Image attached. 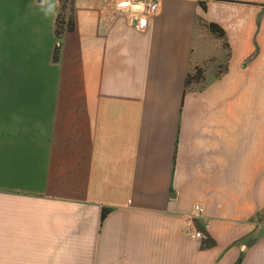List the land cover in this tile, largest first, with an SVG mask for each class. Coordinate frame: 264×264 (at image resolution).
I'll list each match as a JSON object with an SVG mask.
<instances>
[{
  "label": "crops",
  "instance_id": "1",
  "mask_svg": "<svg viewBox=\"0 0 264 264\" xmlns=\"http://www.w3.org/2000/svg\"><path fill=\"white\" fill-rule=\"evenodd\" d=\"M118 1L0 0V264H264V0Z\"/></svg>",
  "mask_w": 264,
  "mask_h": 264
},
{
  "label": "built area",
  "instance_id": "2",
  "mask_svg": "<svg viewBox=\"0 0 264 264\" xmlns=\"http://www.w3.org/2000/svg\"><path fill=\"white\" fill-rule=\"evenodd\" d=\"M125 2V4L123 3ZM117 6L122 9H129L133 12L132 23L138 29L145 28L147 24V19L149 14L156 12L158 7L157 0H149V1H135V0H119L117 2ZM194 214L203 212V206L199 203H195L193 205ZM184 231L192 236L197 238L205 237V233L203 229L197 228L190 224H186L184 226Z\"/></svg>",
  "mask_w": 264,
  "mask_h": 264
},
{
  "label": "trees",
  "instance_id": "3",
  "mask_svg": "<svg viewBox=\"0 0 264 264\" xmlns=\"http://www.w3.org/2000/svg\"><path fill=\"white\" fill-rule=\"evenodd\" d=\"M60 9L58 11V15L56 17V28L55 33L58 38L61 37L64 31L70 30L73 27V19H72V4L73 0H59ZM202 6H204L202 2ZM209 29L212 32H215L219 35L222 34V29L217 26L215 23L208 24ZM59 48V43L55 47V55ZM201 78V69L199 67H195L193 72L187 74L186 82L187 84L199 80ZM104 213V212H103Z\"/></svg>",
  "mask_w": 264,
  "mask_h": 264
},
{
  "label": "clouds",
  "instance_id": "4",
  "mask_svg": "<svg viewBox=\"0 0 264 264\" xmlns=\"http://www.w3.org/2000/svg\"><path fill=\"white\" fill-rule=\"evenodd\" d=\"M42 6L44 7V14L47 15H58V13L55 11V4L52 2V0H41Z\"/></svg>",
  "mask_w": 264,
  "mask_h": 264
},
{
  "label": "bare ground",
  "instance_id": "5",
  "mask_svg": "<svg viewBox=\"0 0 264 264\" xmlns=\"http://www.w3.org/2000/svg\"><path fill=\"white\" fill-rule=\"evenodd\" d=\"M125 4V2H123Z\"/></svg>",
  "mask_w": 264,
  "mask_h": 264
},
{
  "label": "rangeland",
  "instance_id": "6",
  "mask_svg": "<svg viewBox=\"0 0 264 264\" xmlns=\"http://www.w3.org/2000/svg\"><path fill=\"white\" fill-rule=\"evenodd\" d=\"M123 1H125V0H123Z\"/></svg>",
  "mask_w": 264,
  "mask_h": 264
}]
</instances>
